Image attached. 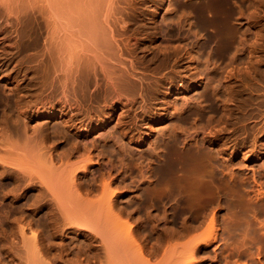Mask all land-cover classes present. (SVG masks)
<instances>
[{
	"label": "rangeland",
	"instance_id": "obj_1",
	"mask_svg": "<svg viewBox=\"0 0 264 264\" xmlns=\"http://www.w3.org/2000/svg\"><path fill=\"white\" fill-rule=\"evenodd\" d=\"M49 1L0 0V264L41 262L32 244L51 264H100L83 224L125 236L134 264H264V0H230L224 51L200 20L210 0H107L117 60L77 88L46 48L73 27ZM202 136L220 150L192 195L173 159ZM75 199L99 205L56 206Z\"/></svg>",
	"mask_w": 264,
	"mask_h": 264
},
{
	"label": "bare ground",
	"instance_id": "obj_2",
	"mask_svg": "<svg viewBox=\"0 0 264 264\" xmlns=\"http://www.w3.org/2000/svg\"><path fill=\"white\" fill-rule=\"evenodd\" d=\"M61 1L62 0H57V1L51 0L49 1L48 6L46 4L44 5L47 6L45 7V9L48 8L46 10L49 11L51 10V8L52 10L54 9V7H56V9L58 8L57 10H59L60 13L62 12L66 15L65 17H63V19L69 18L67 20H69V22L71 23L68 24L69 22L66 23L65 21L67 20H65L64 22L67 24V26L65 25L64 27L69 28V26L72 25L74 29L73 27L70 28L71 33L70 32L68 33L70 35L67 34V36H64L62 33V35L60 36L58 34V31H56L55 28H52L55 30L50 31L48 33L47 41H49V44L48 47L46 48L51 56V61L53 62L52 59H54L56 62L55 64L56 67L59 66L60 70L61 68L62 71L64 69L65 72L66 71L68 72V75L70 74L69 76L73 77V82L75 83L74 87L77 88L79 80L80 78H82L83 75L87 76L88 78H90L91 76L98 77L100 74L99 68L105 66L107 60L108 61L115 59L117 60L116 57L117 51L116 49H114L111 34L108 32V28L106 29L104 25V22L109 20L108 14L110 9L108 8V6L106 7L108 10L105 8L106 5H109V4L104 5L107 0H64L62 3H60ZM58 4H60L61 6ZM110 4L112 3L110 2ZM229 4H230V0H210L206 5L207 13L208 12L209 13L200 16V20L204 24H210L214 27V33L219 35V47L223 51L226 50L229 42L228 40L229 37L225 34V31H223V28L226 25V21H227V16L224 15V10L227 8ZM103 5L106 12H108L107 14L105 10H103L104 11L103 13H106L107 15L106 16L104 14L105 17L104 19L102 18L103 16L101 15ZM44 6L42 7L43 9L41 8V12L42 10H44ZM61 7L64 10H62ZM109 7L111 6L109 5ZM57 10L55 9L53 10L56 13L55 14L56 16L59 14L56 12ZM53 14L54 13L50 12L51 16H53ZM55 15L54 17H56ZM61 16L63 15H60L59 17L61 18ZM53 25L54 23L52 24V26ZM66 33L67 31L65 32V35ZM186 51L181 52V50L178 48L173 51V55L175 56L173 60V65L184 59V53H186ZM187 57L190 58L189 55L186 56V58ZM114 72L115 70L111 68L109 75ZM130 75H131L130 72H119L115 76H109L110 78L109 84L113 85L115 89H117L119 92H122L123 90L125 91L127 90L128 87L131 86L133 82L131 80ZM149 107L150 106H148V108ZM127 112L129 114V110H127ZM120 115L123 116V113H121ZM69 125H74V123L71 122L68 124V126ZM62 129L66 130L64 128ZM22 132L25 133L24 128ZM217 132L218 131H213L209 133L213 138L212 141H215L217 139L216 138L218 136ZM172 136H175V140H178V133H174V135L172 134ZM207 137L202 136L201 139L197 140L195 145L196 150L194 152L193 151L188 152V154L180 155L173 159L176 169L181 172V174H179L178 177L186 180L185 187L188 190V192L192 195L198 194L200 192L205 173L207 174L213 173L215 169L213 160L216 158V155L220 150L219 148L220 145L216 152H214L211 149L204 150L203 146L205 145L204 143L206 142ZM186 138L187 137L183 139ZM189 140L190 139H188V141ZM36 151L38 152L39 150L35 149V152ZM50 162H52V160H50ZM41 178H43V175L41 176ZM43 179L42 182L45 183V185L48 187V190L54 193L53 190L54 184L51 182H47L45 179H44L45 181H43ZM58 188H60V190L62 189L60 185H58ZM76 204L83 205L84 207L86 206L88 208L99 205L96 201H89L83 199H75L73 203L67 200L56 201V206L62 208L63 210H66V212ZM83 225H86L83 227V230H88L89 233H91V235H93L95 238H99V243H100L99 247L102 250L104 256L103 260L102 261L100 260L101 261L100 264H134L132 262V255H129L128 253L129 251L125 250L127 249L125 246L126 243L125 236L114 234L112 232L110 233V230H107L102 227L103 225L102 226L101 225L90 226V224H83ZM35 237H36L35 235L32 236L33 240L35 239ZM42 253L43 252L41 247H38L37 244H32V251H31L32 261L34 260L41 261L39 263L34 262L35 264H51L52 262H49V260L48 261L45 260L46 258L42 259V255H44Z\"/></svg>",
	"mask_w": 264,
	"mask_h": 264
}]
</instances>
